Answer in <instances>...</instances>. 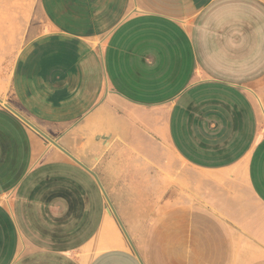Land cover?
Instances as JSON below:
<instances>
[{"label":"crops","instance_id":"0c3cea01","mask_svg":"<svg viewBox=\"0 0 264 264\" xmlns=\"http://www.w3.org/2000/svg\"><path fill=\"white\" fill-rule=\"evenodd\" d=\"M37 4L0 82V264H140L95 178L5 105L116 191L143 264H264V0Z\"/></svg>","mask_w":264,"mask_h":264},{"label":"rangeland","instance_id":"374dc122","mask_svg":"<svg viewBox=\"0 0 264 264\" xmlns=\"http://www.w3.org/2000/svg\"><path fill=\"white\" fill-rule=\"evenodd\" d=\"M40 23L41 15L37 0H0V82L9 73L13 59L21 45L31 36L33 26ZM47 144L49 147H55L50 143ZM144 176L148 177V173ZM143 182L142 188L138 190V196L148 199L150 196L149 182L148 180ZM114 192V195L109 196L111 204L118 199L116 191ZM112 205L116 209V205ZM119 230L123 234L120 227ZM123 237H125L124 234ZM243 264L246 263L243 262Z\"/></svg>","mask_w":264,"mask_h":264},{"label":"water","instance_id":"95a60500","mask_svg":"<svg viewBox=\"0 0 264 264\" xmlns=\"http://www.w3.org/2000/svg\"><path fill=\"white\" fill-rule=\"evenodd\" d=\"M5 107L11 111L13 114H15L19 119H21L28 127H30L31 129H33L35 132H37L40 136H42L47 142H49L50 144H52L53 146H55L58 150H60L62 153H64L67 157H69L71 160H73L75 163H77L79 166H81L82 168H84L87 172H89L96 180L97 184L99 185L102 194L104 195L108 206L111 209L112 214L114 215L119 227L121 228L127 242L129 243V245L131 246L137 260L139 261L140 264H143L138 252L135 249V246L133 245L129 235L126 232L125 227L123 226L121 220L119 219L113 205L111 204V201L108 197V195L106 194L105 190L103 189V187L101 186L97 175L92 172L91 170H89L87 167H85L81 162H79L75 157H73L69 152H67L65 149H63L59 144H57L56 141L52 140L51 138H49L47 135H45L43 132H41L37 127H35L33 124H31L28 120H26L24 117H22L20 114H18L16 111H14L11 107H9L8 105H5Z\"/></svg>","mask_w":264,"mask_h":264},{"label":"bare ground","instance_id":"6f19581e","mask_svg":"<svg viewBox=\"0 0 264 264\" xmlns=\"http://www.w3.org/2000/svg\"><path fill=\"white\" fill-rule=\"evenodd\" d=\"M2 102V101H1ZM2 104H4V102H2ZM31 130H33V129H31Z\"/></svg>","mask_w":264,"mask_h":264}]
</instances>
